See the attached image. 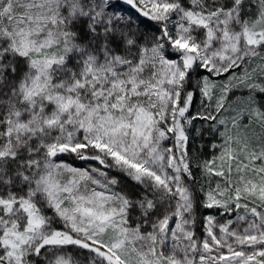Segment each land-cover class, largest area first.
Instances as JSON below:
<instances>
[{"label":"snow or ice","instance_id":"obj_1","mask_svg":"<svg viewBox=\"0 0 264 264\" xmlns=\"http://www.w3.org/2000/svg\"><path fill=\"white\" fill-rule=\"evenodd\" d=\"M0 264H264V0H0Z\"/></svg>","mask_w":264,"mask_h":264}]
</instances>
